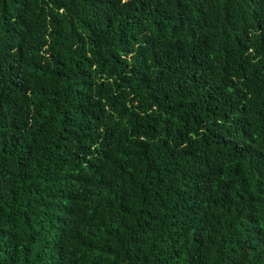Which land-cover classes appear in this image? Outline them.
Segmentation results:
<instances>
[{"label": "trees", "instance_id": "1", "mask_svg": "<svg viewBox=\"0 0 264 264\" xmlns=\"http://www.w3.org/2000/svg\"><path fill=\"white\" fill-rule=\"evenodd\" d=\"M0 264H264V0H0Z\"/></svg>", "mask_w": 264, "mask_h": 264}]
</instances>
